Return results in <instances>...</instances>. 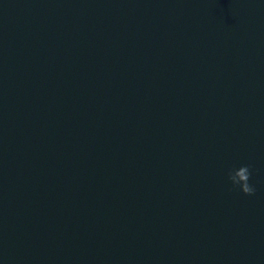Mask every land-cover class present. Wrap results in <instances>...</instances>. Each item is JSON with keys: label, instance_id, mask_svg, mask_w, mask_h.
<instances>
[{"label": "water", "instance_id": "water-1", "mask_svg": "<svg viewBox=\"0 0 264 264\" xmlns=\"http://www.w3.org/2000/svg\"><path fill=\"white\" fill-rule=\"evenodd\" d=\"M0 264H264V0H0Z\"/></svg>", "mask_w": 264, "mask_h": 264}, {"label": "clouds", "instance_id": "clouds-1", "mask_svg": "<svg viewBox=\"0 0 264 264\" xmlns=\"http://www.w3.org/2000/svg\"><path fill=\"white\" fill-rule=\"evenodd\" d=\"M251 175V166L241 165L228 171L227 180L233 188L239 189L245 195H252L255 192V188L250 183Z\"/></svg>", "mask_w": 264, "mask_h": 264}]
</instances>
